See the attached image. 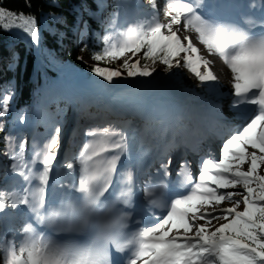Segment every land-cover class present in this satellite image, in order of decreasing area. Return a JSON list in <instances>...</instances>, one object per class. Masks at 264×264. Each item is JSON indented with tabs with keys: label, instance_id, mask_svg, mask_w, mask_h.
Masks as SVG:
<instances>
[{
	"label": "snow or ice",
	"instance_id": "obj_1",
	"mask_svg": "<svg viewBox=\"0 0 264 264\" xmlns=\"http://www.w3.org/2000/svg\"><path fill=\"white\" fill-rule=\"evenodd\" d=\"M93 2L95 10L87 0L74 10L73 34L81 52L98 38L94 61L120 60L92 64L102 86L187 69L204 92L205 118L195 127H134L81 107L61 159L63 109L14 108L15 85L7 81L0 88V264H264V0H147L132 21L121 20L123 0ZM48 15L49 28L67 25ZM0 29L43 50L47 29L34 13L0 0ZM50 34L61 45L67 35ZM17 55L10 51L8 70ZM213 55L230 72L227 93ZM213 138L222 141L218 159L203 147ZM190 155L199 156L198 173Z\"/></svg>",
	"mask_w": 264,
	"mask_h": 264
},
{
	"label": "trees",
	"instance_id": "obj_2",
	"mask_svg": "<svg viewBox=\"0 0 264 264\" xmlns=\"http://www.w3.org/2000/svg\"><path fill=\"white\" fill-rule=\"evenodd\" d=\"M2 2L4 6H6L8 9H11L14 11H23L25 13H29V12L34 13L38 22L42 24L44 29H47L46 31L43 32V36H44L43 46L45 49L46 57L53 64V66L64 68V69L70 68L71 70H75V69L80 70L88 76L90 81L92 80L93 82H94L95 76L90 72V68L92 64L100 63V66L115 67L112 64L106 65L103 62H96L93 59H91L93 63L82 64L79 61L78 56L75 53L67 57L66 64L61 63V59H62V52H61V47H60L61 44L57 43L56 37L50 34L51 29H49V25H52L53 21L48 14L56 13L59 17H62L63 19L67 20L68 23H70L73 19L76 18V13L74 10L77 9L79 5L84 3L85 0H31L32 7L30 9L25 7V0H4ZM87 3L92 6L93 10H95V3L93 2V0H87ZM84 19L89 21L86 15ZM89 24L92 25V21H90ZM53 27H54V30L66 31L65 26L61 24H54ZM4 32L6 31L2 29L0 30V42L9 40L10 39L9 37L17 35L16 30L8 31V32H11L12 36L11 35L8 36L4 34ZM66 36L64 40L66 39ZM2 48L3 47L0 46V50ZM17 48H19L18 52L21 58H24L22 56H24L25 51L22 53L21 46H18ZM49 48L52 50L51 55H49L48 53ZM0 54H2L3 56H6V54L2 52H0ZM91 55L92 53H90V57ZM23 60L24 59L21 60V63H23ZM32 64H33V60H32V50H31L29 52H26V58H25V63H24L25 67L21 75L22 78L16 76L17 71H13L12 74L5 72V76H8L7 79L13 78L14 80H16V82L19 81L18 82L20 86L19 89L22 91L24 98H27L26 96L29 95L31 91L30 89L33 86V83L30 82V78H29L31 75ZM47 72L50 73L51 76L57 77V74L54 73L53 70H47ZM39 80L43 81L48 87V89L51 87L50 81L45 76L40 75ZM2 81H6V78H3ZM36 83L38 84V82Z\"/></svg>",
	"mask_w": 264,
	"mask_h": 264
},
{
	"label": "bare ground",
	"instance_id": "obj_3",
	"mask_svg": "<svg viewBox=\"0 0 264 264\" xmlns=\"http://www.w3.org/2000/svg\"><path fill=\"white\" fill-rule=\"evenodd\" d=\"M137 2H138V4L135 5L134 9H132V10H131V13H130V15H131L134 19L136 18L138 12L140 11L138 5L141 4V3H143V4L146 5V3L143 2V1H139V0H137ZM164 19H165V18H161V21L163 22ZM178 34H179L181 37H183L186 33H185L184 30L181 28V29L179 30ZM188 35L190 36V38H192V34H191V33H188ZM193 43H195L196 46L200 49V54H201V55H205V56H207L206 51H203V53L201 52V50H202V45L199 44L194 38H193ZM76 45H77L76 43H72V46H76ZM208 59L212 61V65H211V66H212V70H213V72L216 74V76L218 77V82H219V85H220V90L222 91L223 89H225V90H226V93H227L228 90L230 89V86H231L230 83H229V79H230V72H229V70L226 71V68L224 69L223 65L219 62V60L216 58L215 55H213V56H208ZM157 72H159V69L157 70ZM223 72H225V73H223ZM155 74H156V73H154V75H155ZM172 76H174L176 79H179V83H180V85L183 86V87H184L185 83H188V85H192V84H194V85H196V86H197V84H198L197 78H196V77H195L190 71H188L187 69H180V70H177L176 74H175V75H172ZM219 77H222V79L219 78ZM132 79H134V77H133V78H123L124 82H127V83H132V82H133ZM117 83H118V82H117ZM117 83H116V84H117ZM188 85H187V86H188ZM111 88H112V87H109V88L106 90V91L108 92L107 95H106L108 98L112 95ZM199 89H200V91L204 94V92L202 91V89H201L200 86H199ZM59 105H60V104H59L56 100H51V101H48L47 103L43 104L41 107L48 106V107H50V108H51L52 110H54V111H58V110L63 109V112H62L61 115L59 116V119H60V121H61V116L64 115V114L66 113V111H65L64 105H61L60 107H59ZM41 107H38L37 110H39ZM188 109H189V111H190L191 113H194V112H195V108H194L190 103H188ZM72 117H73V116H72ZM61 122H62V121H61ZM66 124H67L66 121L63 122L64 129H65V130H64V134H66V139H67L68 141H70V132H69V130H68ZM74 126H75V121H73L72 124H71V127H74ZM39 127H40V128H44L43 125H40ZM36 130H37V128H36ZM65 142H66V140H65ZM64 147H65V146H64ZM203 147H204V149H205V152H207V151H208V148H207L205 145H204ZM249 150H251V149H249ZM62 151L65 152V151H64V148H63ZM62 151H61V153H62ZM177 155H183V153H182V152H177ZM188 158H189V159H192V160H194V161L199 160V156H195V155H190ZM61 159H62V158H61ZM147 159H148V162H149V163H152V162L154 161V155H153V154H150L149 157H148ZM244 167L246 168V165H245ZM58 178H59V177L56 175V178L54 177V178H52V179H58ZM223 204H224L225 207H227V206L230 204V202L225 201Z\"/></svg>",
	"mask_w": 264,
	"mask_h": 264
},
{
	"label": "rangeland",
	"instance_id": "obj_4",
	"mask_svg": "<svg viewBox=\"0 0 264 264\" xmlns=\"http://www.w3.org/2000/svg\"><path fill=\"white\" fill-rule=\"evenodd\" d=\"M77 41H78V46H77V52H78V54H79V56L81 57H83V59H82V61L83 62H90V58L88 57V55H87V53H86V51L85 52H81L80 51V47L82 46L81 45V43H80V41L77 39ZM80 43V44H79ZM10 51V50H9ZM8 51V52H9ZM120 63V60H116V61H113V62H111V64L113 65V66H117L118 64ZM7 62L4 64L5 66H7ZM159 69V68H158ZM225 69V68H224ZM160 71H162L161 69H159ZM199 92L200 91H196V95H199ZM51 99H57L56 97H54V96H49V97H47V98H45V99H41V100H39L34 106H31V107H33V108H37V107H41L43 104H45V103H47L49 100H51ZM237 190H239V189H237ZM220 207H222V206H220ZM240 208L242 209V205H240Z\"/></svg>",
	"mask_w": 264,
	"mask_h": 264
}]
</instances>
